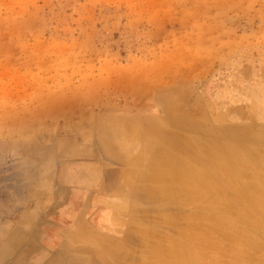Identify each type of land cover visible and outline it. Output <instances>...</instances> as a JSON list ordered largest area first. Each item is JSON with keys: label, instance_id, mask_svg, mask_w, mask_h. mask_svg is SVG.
<instances>
[{"label": "rangeland", "instance_id": "374dc122", "mask_svg": "<svg viewBox=\"0 0 264 264\" xmlns=\"http://www.w3.org/2000/svg\"><path fill=\"white\" fill-rule=\"evenodd\" d=\"M263 189L264 0H0V264H140Z\"/></svg>", "mask_w": 264, "mask_h": 264}, {"label": "bare ground", "instance_id": "6f19581e", "mask_svg": "<svg viewBox=\"0 0 264 264\" xmlns=\"http://www.w3.org/2000/svg\"><path fill=\"white\" fill-rule=\"evenodd\" d=\"M176 167L180 170L179 172H177ZM166 168L167 166H164V169ZM184 168L180 167V160L174 159L171 166L168 165V169L172 173H170L171 180L179 184L190 183L192 179L191 175ZM153 175L154 182L160 181V176L156 169ZM195 177L193 182L198 184L200 177L196 174ZM159 190L162 192L166 191L165 188H160ZM240 206L242 207V205ZM232 208L237 209L232 206H213L208 213L196 215L186 235L179 237L168 236L166 238L167 243L165 245H154L150 249L149 258L140 264H220L219 259L216 261H209V259L213 254L211 251L220 252L221 244L224 242H231L234 245L230 258L228 257L230 264H264V246L246 238L241 228H238L240 222H248V220L256 215L263 219L260 223H256V225L264 228V205L247 206L245 210H237L238 221L232 219V214L229 212ZM207 227H210L211 230H207ZM252 251L258 253V258H251L249 256V253ZM209 253L212 254L210 255Z\"/></svg>", "mask_w": 264, "mask_h": 264}]
</instances>
